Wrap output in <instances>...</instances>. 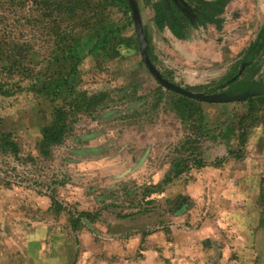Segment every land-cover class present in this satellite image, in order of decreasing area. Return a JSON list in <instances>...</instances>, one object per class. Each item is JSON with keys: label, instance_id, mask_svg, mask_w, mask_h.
<instances>
[{"label": "rangeland", "instance_id": "obj_1", "mask_svg": "<svg viewBox=\"0 0 264 264\" xmlns=\"http://www.w3.org/2000/svg\"><path fill=\"white\" fill-rule=\"evenodd\" d=\"M161 1L136 0L155 56L149 58L166 80L203 94L226 93L227 85L210 88L234 68L240 77L264 80V49L248 67L238 66L264 28V0H229L217 28L193 26L167 0L187 23L190 41L203 42L194 47L159 30ZM24 2H0V34L33 35L30 52L43 71L40 60L54 50L38 21L44 6ZM30 14L37 20L31 31L20 19ZM88 23L67 84L45 95L23 88L0 96V264H99L117 250L128 260L160 229L168 260L264 264V105L203 102L164 88L142 60L131 13L120 7ZM173 48L179 55L194 50L192 64L170 63ZM198 51L207 64L198 63ZM199 74L205 82L198 84ZM189 106L191 115L183 113ZM56 123L64 133L48 142L43 131Z\"/></svg>", "mask_w": 264, "mask_h": 264}, {"label": "trees", "instance_id": "obj_2", "mask_svg": "<svg viewBox=\"0 0 264 264\" xmlns=\"http://www.w3.org/2000/svg\"><path fill=\"white\" fill-rule=\"evenodd\" d=\"M189 1L195 5L193 8L195 14L194 19H192L193 26L210 23L220 27L222 22L220 15L229 0ZM0 2L5 5L9 3L12 7L18 4L21 6L25 4L24 0H1ZM41 2L44 7L41 9L42 19L38 21L42 23L41 30H43L42 33L46 42L48 44L53 42L54 44L53 53L50 56L46 53L43 59L40 60V62L45 61L46 63L43 71L36 70L39 62L36 63L35 53L30 52L34 46V36L23 38V34L19 32H17V36L5 35L2 32L0 34V96H11L19 90H23V88L32 92L42 93L43 95L50 92L54 93L68 83V76L75 71L81 61V57L77 52L79 36L86 27H89L88 22L90 19L97 16L98 12L114 5L120 7L123 12L131 13L128 0H100L98 2H93L92 0H41ZM173 4L178 7L174 1ZM155 7L156 15L154 20L157 27L163 28L167 26L174 36L184 39L187 33V23L179 18V10H173V8L170 11L167 0H162ZM20 19L25 23L23 26H29L30 31L34 30V26L37 25V20L33 14L21 16ZM20 19L13 20L14 26H19ZM188 20H191V18H188ZM108 33L111 34L112 31L110 30ZM52 37L54 39L51 41ZM102 37L105 38L106 36ZM263 49L264 28L257 39L244 52L240 62H238L240 70L252 64L259 51ZM147 53L151 60L155 59L149 43ZM56 55L58 58H56ZM55 62L57 63L58 72L50 70ZM233 70L235 71L230 72L223 82L219 83L218 86L214 85L210 90L216 91L223 85H227L226 93H249L242 100L253 106L264 105V80L253 79L252 76L244 74L240 77L238 76L239 70H236V68ZM55 74L57 76L56 79L54 78ZM24 81L27 83L26 87L21 86ZM182 98L188 99L184 96ZM185 112L191 115L192 106L184 109L183 113ZM64 127L65 125L61 123L51 125L43 131L44 139L48 142H56L64 133ZM5 142L13 150L15 149L13 142Z\"/></svg>", "mask_w": 264, "mask_h": 264}, {"label": "crops", "instance_id": "obj_3", "mask_svg": "<svg viewBox=\"0 0 264 264\" xmlns=\"http://www.w3.org/2000/svg\"><path fill=\"white\" fill-rule=\"evenodd\" d=\"M213 26L215 28H217L215 25H213ZM165 28L168 29V32L173 37V39L177 41V43H178V45H180V47L181 46L182 47H184V46L185 47H187V46L194 47L196 45H202L203 44V42H198V41H194V40L190 41L188 34L185 36L184 39H179L173 35L171 30L167 26H165L163 28H159V30H163ZM147 37H148V35H147ZM197 48H200V46ZM187 51L191 54V51H194V50L187 49ZM188 52H184V54L180 53V55H179L177 52V48H173L170 51H168V56H169L168 61L170 63H177L178 61L182 60V62H185V63L187 62L188 64H192V62L189 60L190 55L188 54ZM198 53H199V55H196V57L201 59L200 62H198V63L202 64V65L207 64V61H208L207 60L208 59L207 54H205L203 52H199V51H198ZM182 62H178L177 64L180 67L183 66V67L187 68V65L185 63H184V65H181ZM167 67L169 69H172L173 67H175V64H174V66H167ZM201 76H204V74L203 75H201V74L197 75V77L194 78L193 81H196L195 83H198V84L205 82L204 80H201V79L196 80L198 77L202 78ZM137 219H138L137 221L142 220V218H140V217ZM162 235H163V232L160 229L156 233H154L153 236L155 238H151V237L147 238V241H146L147 245L144 248H136L138 252L135 253V256L131 259H128V260L124 259L123 255H121L122 252L117 250V252H115L114 254H108L106 252L105 256H103L101 258V261H99L100 260L99 259V260H97V262L99 264H103L104 262H105V264H182V262L180 263L178 256H175L170 260L167 259V241ZM156 237L159 241L158 246L156 245L157 244V242H156L157 240H155ZM129 242H132L135 245H140L141 239H139V238L131 239L130 238ZM129 245H133V244H129ZM177 248H179V247L177 246ZM196 257H197V255H196Z\"/></svg>", "mask_w": 264, "mask_h": 264}, {"label": "water", "instance_id": "obj_4", "mask_svg": "<svg viewBox=\"0 0 264 264\" xmlns=\"http://www.w3.org/2000/svg\"><path fill=\"white\" fill-rule=\"evenodd\" d=\"M130 10H131V17L135 26V30L137 33L139 46H140V53L142 60L146 66V68L150 71V73L154 76V78L164 87L173 92L209 103H226V102H236L240 101L243 98L247 97L249 93H241L236 95H230L224 92L221 93H213V94H203V93H193L186 89L181 88L180 86L171 83L170 81L166 80L162 74L155 68L153 63L151 62L148 53H147V46L148 41L145 36L143 25L145 23V17L143 11L139 8L136 0H128Z\"/></svg>", "mask_w": 264, "mask_h": 264}, {"label": "flooded vegetation", "instance_id": "obj_5", "mask_svg": "<svg viewBox=\"0 0 264 264\" xmlns=\"http://www.w3.org/2000/svg\"><path fill=\"white\" fill-rule=\"evenodd\" d=\"M172 1H174L178 5V7L181 9L182 12H184L186 16H189V18L191 19L195 17L193 8L188 7L187 3L184 0H172Z\"/></svg>", "mask_w": 264, "mask_h": 264}]
</instances>
